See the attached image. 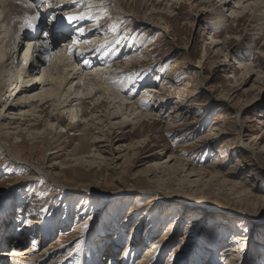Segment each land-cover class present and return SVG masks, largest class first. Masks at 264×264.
I'll use <instances>...</instances> for the list:
<instances>
[{
  "label": "rangeland",
  "instance_id": "obj_1",
  "mask_svg": "<svg viewBox=\"0 0 264 264\" xmlns=\"http://www.w3.org/2000/svg\"><path fill=\"white\" fill-rule=\"evenodd\" d=\"M48 1L70 4L60 13L65 15L101 10L81 27L64 24L66 37L49 56L62 47H96L88 55L96 57L94 66L85 73L110 70L119 89L116 81L126 76L133 83L119 94L151 115L116 130L109 142L111 127L101 109L93 117L103 115L98 127L104 137L93 130L91 116L69 130L79 112L72 119L77 112L60 110L59 122L51 103L33 116H22L30 107L7 110L32 95L16 97L17 78L9 91L4 87L0 141L48 175L37 176L0 151L2 244L36 247L37 264H227L225 251L236 235L248 240L232 252L230 264H264V12L253 23L252 1L121 0L127 12L122 19L113 14V0ZM31 2L43 10L44 0ZM57 14L46 16V24L55 25ZM90 28L97 32L89 35ZM26 47L23 42L19 61ZM84 62L83 56L75 62L76 76H83ZM15 67H8L5 86L15 81ZM81 79H73L71 90L85 94ZM101 94L85 101L88 112L102 99L118 110ZM124 113L111 124L121 123ZM94 137L103 141L94 143Z\"/></svg>",
  "mask_w": 264,
  "mask_h": 264
},
{
  "label": "bare ground",
  "instance_id": "obj_2",
  "mask_svg": "<svg viewBox=\"0 0 264 264\" xmlns=\"http://www.w3.org/2000/svg\"><path fill=\"white\" fill-rule=\"evenodd\" d=\"M31 1L32 0H0V93L4 90V87L7 89V91H9V88L12 87L16 83V78H17L18 82L15 84L16 86L14 87V90H13V91L17 92L16 97L20 93H26V95H28V94L32 95L31 97L29 96V98L28 97L25 98L24 101H22V102H17L12 107L10 105L7 108V110L14 111L13 108H15V109H18L19 111H22V110H24V108L30 107L31 109L28 110V112H30V114L29 115L23 114L22 116H33L36 112L35 111L36 108L42 109V107L51 103L52 105L55 106V110L57 111V113L53 116V119L56 121H59V122L64 121V117L61 114L62 111L60 112V110L70 109L73 112L74 111L77 112L76 114L72 115V119L77 118L78 112H79V114H80L79 120H76L73 122L70 121L68 124L69 130L72 131L73 129H75L78 126V124H80L81 120H86L87 116H91L92 119L90 120V122L93 125H97V127H95L93 130H99L98 133L100 135L103 126L101 127V129L98 127V125H102V123H101L102 120L99 119L98 117H101L103 115H99L97 118H95V117H93V114L97 113L98 110L101 109L106 114L107 121H104L105 123L108 122V124L106 126L109 125L111 127V128L109 127L110 130H109V132H107V134L109 135L107 137V140L109 142H110V140L112 141V139H113L112 137L115 134L116 130L119 131L120 129H125L132 124H136L135 122L138 123L139 119H141L142 117L147 118L151 115L150 112L144 113V111H140L139 107L138 108L136 107L137 103H129L126 100L127 98H125V97L121 96V94H119V92H121V91L126 92L127 87H130V85H132V83H133V82H129V80L126 78V76L122 80H119V79L117 81L115 80L116 83H118L119 86L121 85L120 87H122V88L119 89L118 87H116L118 90H112L111 88L114 89L115 86H114V81L112 80L113 75H111V73H110V75L108 76L110 70L108 71V70L104 69L106 71H104L103 76H97V75H100V70H101V69L99 70L97 68H96L97 69L96 73H92V71H91V73H85V70L87 72H90L88 70H90V66L93 65V62H95L94 60L96 57L94 58L93 61H90L91 59L88 55H91L92 52H95L96 47L93 50H91V46L85 47V48L81 47V48H77L75 50V52L72 51L71 46H68L66 50L63 49V50H65V52L62 51L63 47L62 48L60 47L61 48L60 52L59 51H58V53L54 52L55 54L51 53V57L49 56V53L52 52L51 48L54 47V45L57 42H59L60 40H63L66 37V32H67L66 30H68L69 27H68V29H66V27L64 28V24L67 23L66 25H71V27L74 26L75 28H78V26L81 27V25L83 26V25L87 24L88 22H90L91 18H93L94 16L96 17V15H98V13H100V11H101L100 9H98L96 11V9L91 10V8H86L87 10H84L83 12L65 15L67 12L65 14H60V13H61V11L68 9L69 6H71L70 4L66 5L64 3H62V4L57 3L55 5L53 4L52 6H48V5H50V2L48 0H44L43 3H45V5H43V10H39V7L37 5H34L35 3H32ZM133 1L134 0H131V2H133ZM211 1L212 0H208L209 3ZM241 1L242 0H238L236 2V4L240 5ZM249 1H252V3L250 4V7H249V12L252 13L251 14L252 20H253L252 22L254 23V22H258V21L263 20V13L262 12H264V0H246L242 4H245L246 2L249 3ZM39 2H38V5H40ZM113 2H114V4L113 3L110 4V7L112 8L113 14L117 15L118 18H122V19L126 18L127 12L123 10L125 7L122 4L121 0H115V1L113 0ZM226 4H230V2L227 3L226 1H223L222 5L226 6ZM86 7H88V5H86ZM88 9H90V10H88ZM242 9L244 12L247 9V7H243ZM55 10L58 11V14L56 17L57 18L56 19L57 20L56 25H53L50 27L51 24L47 25L46 22L44 21V19L46 16L51 15V13H53V11H55ZM55 14H56V12H55ZM235 14H237L236 11H235ZM70 16H76L78 18L75 20L69 21L68 17H70ZM16 17H18V18H16ZM80 20H83V21H80ZM48 21H50V20H48ZM221 21L222 20H220V22H217L216 26H219L220 23H222ZM30 25L37 26L38 32L37 33H35V31L32 32L31 31L32 28H30ZM47 29L49 32V36L47 35L48 37L46 35H44V31H47ZM40 30H41V33H40ZM89 30H90L89 35L97 32L96 28H90ZM86 34H88V33H86ZM89 35H86V36L81 35V36H84V39H85ZM76 39H75V41H74V39L72 40V41H74L72 43L73 45H79V43L76 42ZM23 42L26 43L27 49H25V52L22 54L23 58H21V60L19 61L17 53L20 50V47H22ZM69 43H70V41H69ZM69 43H67V44H69ZM86 44L88 45V43H86ZM79 46H81V45H79ZM99 47H97V48H99ZM58 50H59V48H58ZM102 50H104V48H100L99 53ZM93 55H92V57H94ZM79 56L80 57L83 56V59H85L84 66H83V70L84 69L85 70H84L83 76L82 75L76 76L77 74L75 71V69H76L75 65H78V62H77V64H75V62L79 60ZM48 57H49V59H47ZM8 62H10V64H8ZM96 62L98 63L99 61H96ZM10 65H13V66L16 65L17 67H15V68H17L18 73H17V76H16V74L14 76L15 81L13 83L11 81L8 84V86H5V85H7L6 83L9 81L6 79V77L8 78V76L6 75V72H7V69ZM45 66H47V67H45ZM244 67H246V66H244ZM26 68L28 71H26ZM247 70L251 71V68L248 67ZM37 71H39V72L41 71V73H40L41 75L39 78L36 77V75H35ZM121 71L122 70H120V69L116 70V72H121ZM53 72L58 74L57 78L52 77V76H55L53 74ZM102 72H103V70H102ZM77 73H78V71H77ZM38 74L39 73H37V75ZM117 74H120V73H117ZM89 76H92V78H88ZM119 76H121V75H119ZM82 77H83V80L81 79ZM73 79H76V81H78L80 79L82 80L81 83H82V86L84 88L83 93L85 92V94H82V92H80V90H78V91H75V90L72 91L71 90ZM120 83H122V84H120ZM38 86L41 87L40 92H36V91H38ZM48 86H55V88L54 87L53 88H47ZM66 87H67V89H66ZM88 90H90V91L88 92ZM32 92H33V94H30ZM34 92H35V94H34ZM98 92H103V94L99 95V98H102L103 95L110 96L112 98V100L115 101V103H113L112 105L117 104L118 110H116L115 112H112L110 110V102L107 103L106 101H104L102 99L100 102L95 103L94 106L92 107V110L90 112H88L87 106L84 105L85 101H87L88 99L91 101L94 100L93 98L96 96V94ZM104 98H106V97H104ZM98 100L99 99H97L96 101H98ZM74 101H76V102H74ZM78 101H82V102L78 103ZM36 103L37 104L40 103V105L36 106ZM72 103H76L77 109H73V108H75V105L72 106ZM62 104H64V105H62ZM103 108H105V109H103ZM104 110H107V112ZM137 110H139V113L136 112ZM123 111H125V113H124L125 118L122 120V122L119 124H111V120H114L116 118H120L118 115L119 113H120V116L121 115L123 116V114H122ZM134 114H136V116L130 119V116H133ZM94 120H97L98 123H95ZM25 121H37V118L29 119V120L25 119ZM83 123H84V121H83ZM85 126H87V125H85ZM116 126H118V127H116ZM90 130H92V129H90ZM82 132H85V131L82 130ZM119 134H122V133L120 132ZM133 134H135V133H133ZM139 134H140V132H139ZM60 136L61 135H59V137ZM101 136L104 137L103 134H101ZM94 138H95L94 143H98V142L103 141L101 139H98V137H94ZM120 139L121 138H119L118 140H120ZM240 140L242 141V138H240ZM84 145L85 144L80 143L78 149H75L74 151L78 150L77 152L80 153L83 150ZM242 145H244L243 142H242ZM0 151H4V152L8 153L9 156L11 157V159L14 160L16 163H18L19 165L20 164L21 165L22 164L27 165V166L29 165L27 163V161L22 159L18 153L10 150L2 142L0 144ZM29 168L37 176H45V175L47 176L48 175V173H46V171H44L39 166H34V165L30 166L29 165ZM173 168L174 167L171 166V167H169V170L170 169L172 170ZM191 173H192V171L188 173V176ZM190 177H191V175H190ZM4 219L8 220L7 216H5ZM4 223H6V222H4ZM33 226H34V224H33ZM28 232L25 231L24 234L23 233L22 234L26 235ZM0 235H2L1 232H0ZM23 235L21 237H23ZM232 238H233L231 240L232 246H229V248H227V250L225 251V252H230L229 254L226 253L227 258L225 260H227L226 261L227 264H230V260L233 257L232 252H236V251H238V249L243 250L244 246L246 245V242H247L246 240H248V239H243V238L236 236V235L233 236ZM245 238H247V237L245 236ZM0 240H1L0 241V243H1L0 248L4 249V251H0V263L2 261V262H5L6 264H24V262L25 263L27 262L26 259L28 258L29 263H27V264H37V262H36L37 258L34 255L36 253L34 250L36 247L35 248L33 247L34 249L28 245H27V247H24V243H21V242L12 243V244H10V242H9V243L2 244L3 237H0ZM20 241H22V240H20ZM6 251L8 253V254L6 253L7 257L3 259L2 255L4 256V253ZM148 254H149V252H148ZM72 258L73 257H71L70 259H72ZM124 258H125V256L122 258V260H124ZM7 259H9V260L12 259V261L7 262ZM138 263L139 264L142 263V260H139ZM97 264H101V259L97 262Z\"/></svg>",
  "mask_w": 264,
  "mask_h": 264
},
{
  "label": "snow or ice",
  "instance_id": "obj_3",
  "mask_svg": "<svg viewBox=\"0 0 264 264\" xmlns=\"http://www.w3.org/2000/svg\"><path fill=\"white\" fill-rule=\"evenodd\" d=\"M77 18H78V17H76V16H70V17H68L69 21L75 20V19H77Z\"/></svg>",
  "mask_w": 264,
  "mask_h": 264
}]
</instances>
